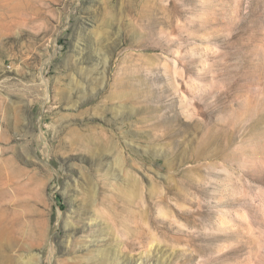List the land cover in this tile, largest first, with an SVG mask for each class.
Instances as JSON below:
<instances>
[{"label": "rangeland", "instance_id": "obj_1", "mask_svg": "<svg viewBox=\"0 0 264 264\" xmlns=\"http://www.w3.org/2000/svg\"><path fill=\"white\" fill-rule=\"evenodd\" d=\"M0 264H264V0H0Z\"/></svg>", "mask_w": 264, "mask_h": 264}]
</instances>
